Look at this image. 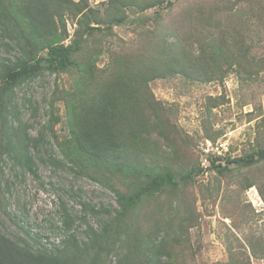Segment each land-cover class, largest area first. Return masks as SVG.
<instances>
[{"label": "trees", "instance_id": "obj_1", "mask_svg": "<svg viewBox=\"0 0 264 264\" xmlns=\"http://www.w3.org/2000/svg\"><path fill=\"white\" fill-rule=\"evenodd\" d=\"M163 1L109 0L102 14L91 9L89 0H0V37L18 49L14 59L0 58V159L5 150L13 152L36 172L30 147L36 146L37 138L21 137L12 125L8 110L13 94L20 84L45 70L75 73L73 86L62 92L70 137L61 146L78 172L91 177L106 172L100 180L115 192L117 203L103 209L107 215L93 207L94 213H101L98 225H88L82 237L68 233L55 248L34 247L0 231V264H188L183 250L191 240L183 237L184 222L166 219L161 211L154 216L144 214L140 207L146 198L175 190L197 175L195 169L162 172L153 168L149 172L147 149L149 143L155 146L153 135L169 139L175 131L170 110L156 98L150 82L175 74L197 81L224 80L233 73L241 83L264 84V0H221L215 7L193 9L204 22L195 36L199 42L195 55L190 45L194 35L187 32L189 8L180 22L177 42L161 37L155 52L115 51L111 65L102 70L92 64V57L84 58L87 37L105 30L101 23L111 29L124 24L129 7L144 11ZM67 13L75 18L81 14L68 44ZM208 20L215 24L207 26ZM211 99L216 107L218 98ZM52 117L60 118L54 113ZM207 137L215 140L217 135ZM258 141L252 152L235 159L227 157V152L203 156L210 159L209 168L215 166L219 173L237 166L255 174V178H244L236 191L245 193L257 186L264 201V172L259 174L264 170V135ZM202 169L207 171L203 165ZM240 196L238 192L229 198L235 210ZM222 209L223 218H230L231 223L222 221L226 231L220 236L227 258L216 264H253V259L264 264V230L247 232L224 204ZM249 212L242 208L243 215ZM252 216L248 214L249 222H256L264 211L252 209ZM64 222L71 229L75 219L68 212Z\"/></svg>", "mask_w": 264, "mask_h": 264}, {"label": "rangeland", "instance_id": "obj_2", "mask_svg": "<svg viewBox=\"0 0 264 264\" xmlns=\"http://www.w3.org/2000/svg\"><path fill=\"white\" fill-rule=\"evenodd\" d=\"M108 1L89 0V3L93 11L104 14ZM220 1L164 0L144 11L129 7L124 24L113 25L110 29L107 23H101L105 30L87 37L84 58L92 57V64L96 63L102 70L111 65L115 51L155 52L161 37L177 42V34L182 33L180 22L189 8L192 12L187 32L194 35L190 45L195 55L199 47L195 36L204 22L193 9L215 7ZM213 11L217 18L216 8ZM66 18L69 37L65 43L68 44L79 25L72 14L67 13ZM208 21L207 26L215 24L213 20ZM6 42L8 39L0 37V58L14 59L18 49L9 47ZM75 77V73L45 70L17 87L8 110L12 125L18 128L21 137L37 138L36 146L30 147L36 172L29 170L13 152L8 154L5 150L1 155L0 231L12 238H23L34 247H58L68 233L75 232L82 237L88 225L97 226L100 222L101 213H94L93 207L106 214L103 209L117 205L115 192L100 180V175L106 176V172L102 170L95 177L78 172L61 146L70 137L62 92L73 86ZM150 87L170 110L175 131L169 139L153 135L155 146L149 143L147 149V159L151 163L149 172L153 168L162 172L195 169L197 175L175 190L159 193L154 199L146 198L140 205L142 212L154 216L161 211L166 219L177 224L184 222L183 237L189 236L191 240L183 250L188 264L224 261L227 251L220 233L226 231L222 221L230 224L231 219L223 218L222 205L234 213L236 223L247 232L260 231L264 230V216L249 222L248 214L252 216V209L264 211V201L257 186L245 193L236 191L244 178H255V174L237 166L225 173H219L215 166L204 171L202 156L212 155L213 152H206V149L219 142L228 146L226 156L231 159L252 152L264 135V84L241 83L233 73L224 80L213 81H197L175 74L152 80ZM214 97L218 98L216 107L212 106L214 100L211 98ZM52 113L59 116V120L53 119ZM207 134L217 135V138L213 140ZM238 192L241 202L235 210L229 198ZM244 207L250 211L246 215L242 214ZM68 212L75 219L71 229L64 222ZM253 264H263V261L253 259Z\"/></svg>", "mask_w": 264, "mask_h": 264}, {"label": "built area", "instance_id": "obj_3", "mask_svg": "<svg viewBox=\"0 0 264 264\" xmlns=\"http://www.w3.org/2000/svg\"><path fill=\"white\" fill-rule=\"evenodd\" d=\"M209 148L206 149V152L212 151L218 155L226 153L229 148L227 145L221 144V142L217 143L216 145H212ZM202 165L205 167V169H208L211 165L210 159L206 156H202Z\"/></svg>", "mask_w": 264, "mask_h": 264}]
</instances>
